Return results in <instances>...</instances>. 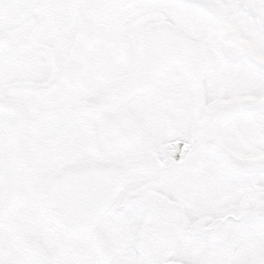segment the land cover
Here are the masks:
<instances>
[{
	"label": "snow or ice",
	"instance_id": "obj_1",
	"mask_svg": "<svg viewBox=\"0 0 264 264\" xmlns=\"http://www.w3.org/2000/svg\"><path fill=\"white\" fill-rule=\"evenodd\" d=\"M0 264H264V0H0Z\"/></svg>",
	"mask_w": 264,
	"mask_h": 264
}]
</instances>
